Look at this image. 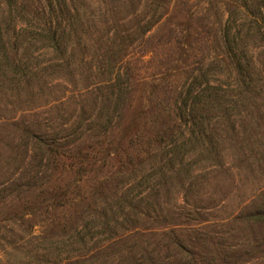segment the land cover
Returning a JSON list of instances; mask_svg holds the SVG:
<instances>
[{
  "label": "rangeland",
  "instance_id": "rangeland-1",
  "mask_svg": "<svg viewBox=\"0 0 264 264\" xmlns=\"http://www.w3.org/2000/svg\"><path fill=\"white\" fill-rule=\"evenodd\" d=\"M258 1L257 24L238 10L228 21L239 0H142L128 27H150L147 50L134 38L130 56L114 65L107 57L122 49L108 51L101 41L99 51H88L97 62L82 65L67 88H36L20 103L0 96V117L5 105L31 107L0 121V264H264V219H250L264 213L262 99L247 103L231 93L225 106L248 126L217 139L223 168L200 155L209 137L192 141L191 129L157 133L149 117L158 94L186 91L198 75L197 66H185L187 57L193 63L202 53L248 51L264 70ZM100 28L99 35L115 31ZM35 57L44 65L51 55ZM111 78L124 87L117 103L118 87L78 91ZM211 81L225 89L237 79L230 70ZM130 131L142 136L133 149Z\"/></svg>",
  "mask_w": 264,
  "mask_h": 264
},
{
  "label": "trees",
  "instance_id": "trees-1",
  "mask_svg": "<svg viewBox=\"0 0 264 264\" xmlns=\"http://www.w3.org/2000/svg\"><path fill=\"white\" fill-rule=\"evenodd\" d=\"M239 1L242 3L240 5L235 3L234 11L233 9L228 11V21L238 10V13L246 15L245 20L250 18L258 24L262 17L259 1ZM140 5L142 0H0V96L20 103V100H27L33 96L36 88L44 86L67 88L71 81H77L76 72L82 65L92 67L94 62H97L96 55L90 56L88 51H99L101 41H104L105 46L109 48L108 51H114V48H117L115 51L122 49L123 53L119 51L107 57L114 65L123 63L130 56L128 50L135 44L134 38H137L139 46L147 50L149 45L145 37L147 32H150V27L144 28L141 23L134 31L128 27V23L140 13L138 11ZM132 9L133 11H130ZM168 13L167 10L165 14ZM197 13L200 14V12ZM189 15L194 16V12ZM154 16L160 22L164 15L156 12ZM188 18L190 17L187 16ZM190 22V30H192L195 25L193 26ZM103 24L109 27L114 26L115 31L112 33V29L109 28L105 35H99L104 31L100 28ZM125 27L128 30L120 31L116 35L117 29ZM171 42L173 41L170 39L169 43ZM229 43L234 44V41ZM238 44L235 45L238 46ZM36 54L51 55V57L45 61L46 64L42 65L35 57ZM194 57L198 61L189 63L190 57L185 59V66L193 64L197 66L196 72H198V75L192 73L193 81L189 88L177 94L176 88L168 87L165 95L158 94L153 105L149 106L152 112L149 117L150 120L152 118L151 122L157 133L162 132L167 135L176 128L181 131L191 129L192 141H197L203 135L209 137L210 146L205 148L202 146L204 150L200 155L206 156L212 162L213 169L223 168L224 165L220 159L222 152L215 147L217 139L220 137V140L224 141L229 131L231 134L240 136L239 133L246 132L248 126L246 122H240L236 118L237 115H232L231 109H228L225 104L233 102L229 98H232V94H236L234 98L246 100L245 102L261 98L260 108H264V86L261 85V88L257 90L258 80L264 81V70L257 57L254 55L249 57L248 51L202 53ZM230 70L233 72L234 79H237L236 84H226L225 89L222 85L217 87L211 85V76ZM120 75L121 73L116 75L118 81L121 79ZM48 76L53 78L47 79ZM99 81L101 82L84 83L78 91L93 93L95 89L103 85L114 87V89L118 87L119 95L114 91L115 99L111 100L116 103L124 95V87L119 85L120 83L115 84L116 78ZM209 90L214 93H209ZM208 98L212 101L216 100L213 101L216 109ZM15 101L12 102L13 105ZM5 107L6 110L1 115L0 121L6 122L13 121L19 113L29 111L31 108L27 105L20 109L17 106L10 109L5 105L2 109ZM214 111L215 117H209V114ZM250 111L246 109V112ZM241 114L244 115V113ZM232 117L235 118L232 119ZM261 118H264V111ZM130 133L131 131L128 133L127 144L133 149L139 146L142 136L134 132ZM163 138L165 144L166 139ZM245 153L244 151L243 154ZM128 158L132 159L131 155ZM128 158L126 165L131 163ZM175 159L176 157L173 160ZM169 162L173 163L172 159ZM250 219L263 220L264 213L257 212L251 215Z\"/></svg>",
  "mask_w": 264,
  "mask_h": 264
}]
</instances>
